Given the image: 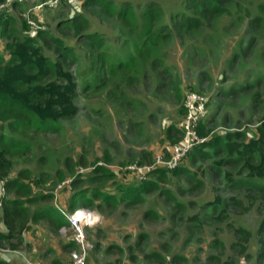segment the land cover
Segmentation results:
<instances>
[{"label": "rangeland", "instance_id": "374dc122", "mask_svg": "<svg viewBox=\"0 0 264 264\" xmlns=\"http://www.w3.org/2000/svg\"><path fill=\"white\" fill-rule=\"evenodd\" d=\"M12 1H4L8 4L4 10L13 16L18 36L28 33L42 41L46 31L76 48L77 58L70 68L80 86L78 115L62 122L59 133L32 132L23 137L32 142L33 149L12 157V175L28 173L34 195L52 194L50 204L55 208L68 206L73 191L67 190L66 183L79 177L82 188L92 194L94 189L113 191L120 183L148 176L170 188L177 198L170 204L159 193L148 194L145 203L134 207L123 203L117 209L107 205L101 211L92 209L102 216V222L85 229L86 239L93 245L85 264H133L131 257L143 264H230L233 259V264H264V231L257 233L264 217V189L254 188L252 193L249 186L233 189L224 175L216 176L211 165L220 156L213 148H206L210 160L195 161V149L182 163L187 171L196 173V179L173 175L164 182L153 173L157 157L167 158L171 146L182 138L181 132L170 138L168 127L180 129L189 90L207 97L203 135L200 133L206 141L234 132L245 133L248 139L258 136L264 115V0H212V7L220 8L217 15L205 9L206 0H110L116 10L128 2L140 12L148 2L160 4L164 12L153 25L158 42L152 44L143 32L141 15L129 27L115 16L92 10L87 0H60L54 8L29 15L33 0H14L17 5ZM77 14L89 20L86 33L97 32L105 45L99 48L78 35L71 23L59 28L62 20ZM189 15L201 20L192 30L185 25ZM5 43L0 40V51L7 54ZM45 53L56 56L53 48L45 47ZM101 53L108 55L107 61H98ZM121 62L130 65L114 69ZM247 86L249 90H245ZM257 93L260 100L256 103ZM131 165L146 168L138 172L130 170ZM97 167L112 176L94 172ZM226 170L238 174L240 168ZM199 179L202 185H198ZM258 183L264 185V180ZM217 195L224 200L218 211L203 207ZM232 196L248 203L238 206L225 201ZM150 210L157 219L146 215ZM221 210L225 213L218 220ZM195 213H199L201 225L189 221ZM208 216L214 219L207 221ZM240 227L252 233L249 241L238 232ZM72 234L65 228L57 230L47 220L34 222L17 250L0 247V260L23 264L26 257L50 264L65 253L61 257L67 255L64 264H69L77 248L67 245L68 239L74 242ZM233 242L244 245L247 252L242 254V247ZM114 244V249L119 246L122 251L108 253ZM152 251L163 257L162 263L145 257ZM176 256L180 257L177 263Z\"/></svg>", "mask_w": 264, "mask_h": 264}, {"label": "trees", "instance_id": "16d2710c", "mask_svg": "<svg viewBox=\"0 0 264 264\" xmlns=\"http://www.w3.org/2000/svg\"><path fill=\"white\" fill-rule=\"evenodd\" d=\"M4 1L0 0V3ZM13 3L18 4L17 1H13ZM86 5L92 10L119 18L124 25L129 27L135 23L136 16L141 15L144 19L142 29L147 35L148 41H151V44L158 42V34L153 29V25L163 15L164 11L163 8H159L160 4H154L153 1L148 2L141 12L132 3L128 2L121 5L119 10H116L110 0H87ZM206 5L205 9H209V12L213 15L220 14L218 5L212 7V0H206ZM4 9L0 11V40L5 39L7 54L0 51V181L4 180L6 182L7 194L2 198L0 225L3 224V229L7 230L4 232L3 229H0V247L5 248V245H7L10 249L17 250L23 244L24 232L34 222L47 220L57 230L68 225L67 218L56 209L58 206L55 208L54 205L50 204V201L54 198L52 194L43 193L35 196L32 185L28 183L30 178L28 173L21 171L18 177L12 175L14 171L12 157L26 154L33 149L32 142L23 138L29 133L33 132L35 135L59 133L62 129V122L74 119L78 115L77 98L80 86L70 68V63L77 58L76 48L73 45L66 44L62 38L51 36L46 31L42 32V41L38 36L28 33L18 36L13 26L15 21L13 16ZM70 23L78 35H84L97 47L100 48L105 45L106 40L99 36L97 32L86 33L89 27V20L86 16L77 14L72 18L62 20L59 28L68 27ZM200 23V18L189 15L185 25L189 30H192ZM45 47L53 48L56 56L52 57L46 54ZM137 49L141 52L140 46ZM101 54L103 56L98 61H107L108 55ZM129 65V62H121L113 67L115 69ZM245 90H249V87L247 86ZM259 100V93H257L255 102L257 103ZM204 126L205 124L202 121L199 133L202 134ZM257 131L258 136L249 139L242 132L228 133L225 138L215 136L197 146L196 151L193 152L194 149L190 154L193 152L195 161L210 160L212 159L211 154L206 148H213L214 153L220 156V158L214 159L211 165L216 176L224 175L226 180L232 183L233 189L240 188L242 185V187L249 186L250 193L254 188L262 190L264 185H260L258 181L264 180V115L260 120ZM179 132L182 134V126L180 129L174 125L168 127L170 138H175V134ZM172 146L169 155L172 153ZM184 160L175 169L169 170L158 166L153 173L160 181L164 182L173 175L186 176L187 178L194 177L196 173L189 172L182 166ZM226 167L240 168V170L238 174H235L232 170H226ZM224 168L225 170H222ZM94 172H103L104 176H112L102 167H97ZM245 172V177H242ZM196 177L194 178L196 179ZM60 178L63 179V176ZM98 178L100 177H94L93 180ZM81 179L79 177L66 183L67 190L73 191V194L68 206L64 207L68 209L89 208L100 211L105 205L113 209H117L123 203H126L129 207H134L145 203L146 195L156 193L166 197L167 202L170 204L177 202V198L170 188L161 185L157 180H150L148 176L140 181L120 183L113 191L94 189L92 194H88V191L82 188L84 182ZM202 184L203 180L199 179L198 185ZM250 193L249 199L253 200ZM231 200L238 206H244L248 203L247 199L237 198L236 196H232L228 201L227 199L225 201L231 202ZM223 201L217 195L213 200L206 201L203 207L218 211ZM32 206H35V208H32ZM224 213V210H221L217 219L221 220ZM146 215L155 219L158 218L154 210H150ZM206 219L212 221L214 217L208 216ZM189 221L193 222L194 225H201L199 213L192 214ZM237 230L243 235L244 240H250L252 233L249 230L242 227ZM263 231L264 217L259 223L257 233L260 234ZM13 240H16V242H13ZM233 243L234 245L239 244V242ZM75 244V242L70 241L67 245L74 248ZM114 246L115 244L110 246L107 252L113 253L116 249L122 251L119 246H116V249H114ZM132 248V246L128 247L130 250ZM241 250L242 254L247 252L245 247H242ZM258 255H262V251L258 252ZM145 257L160 263L164 260L156 251L145 253ZM214 257L216 258V256ZM179 258L178 256L175 257V263L178 262ZM131 260L133 264H143L135 260L134 257H131ZM219 260L221 261V259ZM234 261L233 259L230 264H233ZM56 262L54 261L53 264H56ZM224 263L229 264V261H224ZM0 264H10V262L0 260ZM23 264H25L24 260ZM106 264L116 263L108 262Z\"/></svg>", "mask_w": 264, "mask_h": 264}, {"label": "built area", "instance_id": "2783aa9c", "mask_svg": "<svg viewBox=\"0 0 264 264\" xmlns=\"http://www.w3.org/2000/svg\"><path fill=\"white\" fill-rule=\"evenodd\" d=\"M14 1V0H13ZM12 1V2H13ZM24 2L26 0H19ZM34 1L33 7L29 10H42L44 7L54 8L60 0H45ZM6 2L0 3V11L6 7ZM207 97L195 90H189L186 93L184 100L185 116L181 124L182 139L172 146V153L167 157L158 156L155 162V167L161 166L169 170L175 169L178 165L194 150L197 146L206 141V137L199 133V127L206 115ZM130 170H137L142 172L146 167L131 165ZM143 174V173H142ZM7 194L6 182L0 181V207L2 206V198ZM59 212L68 220V225L63 227L71 231L72 238L77 245L71 253V262L69 264H85L88 256L93 248L87 239L85 229L87 227H96L102 222V216L89 208L68 209L66 207L57 208ZM25 264H45L42 262H35L24 257Z\"/></svg>", "mask_w": 264, "mask_h": 264}, {"label": "crops", "instance_id": "0c3cea01", "mask_svg": "<svg viewBox=\"0 0 264 264\" xmlns=\"http://www.w3.org/2000/svg\"><path fill=\"white\" fill-rule=\"evenodd\" d=\"M61 229H62V228H61ZM70 241H71V240L68 239L67 244H68ZM64 254H65V253H64ZM64 254H61V255H64ZM61 255H59V257H57L56 260H53L52 262H49V263H50V264H53L54 261H57L56 264H64V263L68 260V256L66 255V256H62V257H61Z\"/></svg>", "mask_w": 264, "mask_h": 264}, {"label": "clouds", "instance_id": "9594fccd", "mask_svg": "<svg viewBox=\"0 0 264 264\" xmlns=\"http://www.w3.org/2000/svg\"><path fill=\"white\" fill-rule=\"evenodd\" d=\"M92 210V209H91Z\"/></svg>", "mask_w": 264, "mask_h": 264}]
</instances>
